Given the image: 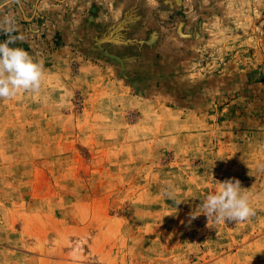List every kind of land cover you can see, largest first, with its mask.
<instances>
[{
  "label": "rangeland",
  "instance_id": "rangeland-1",
  "mask_svg": "<svg viewBox=\"0 0 264 264\" xmlns=\"http://www.w3.org/2000/svg\"><path fill=\"white\" fill-rule=\"evenodd\" d=\"M80 2L0 0V42L45 69L0 99V264H264V0H152L163 30L120 37L132 59L180 55L148 97L83 49ZM228 179L255 215L208 222Z\"/></svg>",
  "mask_w": 264,
  "mask_h": 264
},
{
  "label": "crops",
  "instance_id": "crops-1",
  "mask_svg": "<svg viewBox=\"0 0 264 264\" xmlns=\"http://www.w3.org/2000/svg\"><path fill=\"white\" fill-rule=\"evenodd\" d=\"M151 2L152 0H85V2L82 0L78 4L80 11L83 10L81 15L83 29L80 30L83 49L91 56H95L97 50L101 51L102 54H97L95 57L102 55L104 60H109L111 73L117 78H126L136 89H142V94L146 97L162 95V92L168 89L163 86L169 82L168 69L172 68L170 66H176V59L180 58L178 53V55H172L169 60L167 51L152 47L138 59L129 58L121 52L125 51L126 45L120 43V37L145 38L154 30L159 33L163 30L161 21L152 18ZM160 5L163 6L162 2H157L156 7ZM225 6H223L224 9H226ZM140 8L146 12L145 15L143 14L144 18L142 20L131 18L133 11ZM165 10H167L166 6H163L158 11L162 15ZM102 36L110 38L100 43L94 41V44H100L99 49L89 48L88 45L95 37Z\"/></svg>",
  "mask_w": 264,
  "mask_h": 264
},
{
  "label": "clouds",
  "instance_id": "clouds-1",
  "mask_svg": "<svg viewBox=\"0 0 264 264\" xmlns=\"http://www.w3.org/2000/svg\"><path fill=\"white\" fill-rule=\"evenodd\" d=\"M0 30L6 34L13 31L11 28ZM17 39L18 37L9 35L7 40L0 42V99L10 100L21 93H39L45 79L42 62H36L23 48L10 47ZM218 184L214 193L207 195L201 205L202 214L207 217L208 222L241 223L255 215L248 193L246 189H242L238 179H228ZM163 194L173 200L175 205L182 202L176 199L174 191L165 190ZM194 213L190 214L191 220L198 216Z\"/></svg>",
  "mask_w": 264,
  "mask_h": 264
}]
</instances>
